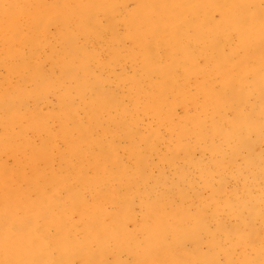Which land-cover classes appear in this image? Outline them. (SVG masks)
Returning <instances> with one entry per match:
<instances>
[{
    "label": "bare ground",
    "instance_id": "bare-ground-1",
    "mask_svg": "<svg viewBox=\"0 0 264 264\" xmlns=\"http://www.w3.org/2000/svg\"><path fill=\"white\" fill-rule=\"evenodd\" d=\"M192 1L195 4L186 7L179 21L185 30L187 20L193 24L194 33L188 39L175 37L176 24L150 29L145 8L144 21L138 27L146 34L134 37L133 48H127L123 40L134 34L128 31L121 38L116 35L115 23L124 0H0V145L11 136L18 145L29 146L24 134L7 133V127L24 122L20 125L24 128L27 107L22 95L11 91L13 85L23 88L32 82L34 86H63L58 99L68 105L66 118L73 122L71 131L81 135L75 147L59 160L58 180L49 183L57 181L65 186L66 197H61L62 191L55 192L35 207L26 189L10 187L19 191L15 198L0 190V244L18 232L19 239L14 236L13 243L28 254L17 258L16 264H233L235 254L241 259L238 264H264V233L257 232L253 223L261 215L255 205L264 204V157L255 154L249 137L261 131L264 117L260 79L264 8H259L258 0ZM229 7L228 19L221 10L220 22L215 26L208 23L216 8ZM149 21L153 23L154 17ZM197 24L212 31L235 29L240 35L237 48L225 56L218 43V38H225L223 32L209 42L216 65L205 74L192 69L194 59L186 50L189 42L198 39ZM250 24L255 34L248 40ZM165 48L170 52L165 54ZM180 68L185 69L182 76ZM54 69L59 71L58 78L53 76ZM105 71L107 75L102 77ZM216 76L223 81L214 91L211 82ZM194 77L198 83L192 89L188 78ZM65 80L77 87L73 105ZM249 80L257 103L246 114L245 86ZM193 107L199 108L201 118L196 114L178 116ZM226 109L232 114L230 121L225 117ZM144 120L152 121L151 129L163 126L167 130L164 156H159L156 132H140ZM224 123L233 128L236 144L228 158L222 154L213 165L214 172L222 174L232 162L230 156L244 150L245 176L237 184L241 189L233 187L227 193L221 183L213 186L207 179L202 182L214 199L207 206L213 211L218 206L223 209L220 215H209L201 203L200 190L186 181L182 170L178 174L175 163L181 152L195 150L202 143L211 142L204 148L221 153L211 139L224 136ZM26 125L30 127L28 122ZM51 141L43 140L32 153L55 149ZM88 146L94 148V154H86ZM164 163L174 174H165ZM184 163L205 171L192 161ZM0 171L8 174L4 167ZM82 190L89 192L91 208L83 202ZM135 202H139L138 216L133 209ZM73 204L81 217L77 222L84 231L81 240L75 238L76 223L66 213ZM48 212L51 218L45 223ZM223 216L236 222L226 223ZM48 223L52 225L46 226ZM128 225L133 232L128 231ZM116 243L120 249L114 254ZM253 249L254 255L245 253Z\"/></svg>",
    "mask_w": 264,
    "mask_h": 264
},
{
    "label": "rangeland",
    "instance_id": "rangeland-1",
    "mask_svg": "<svg viewBox=\"0 0 264 264\" xmlns=\"http://www.w3.org/2000/svg\"><path fill=\"white\" fill-rule=\"evenodd\" d=\"M125 2L120 7L117 14H115L116 18V35H119L123 38L128 31L133 32V37L126 38L123 40L124 45L127 48H133L134 37H137L142 34H146V30L144 28H139L138 24L144 21V16L148 14L147 22L149 24V28L153 27L158 28L163 24H176V30L174 35L176 38L184 37L188 39L194 33V29H192L193 24L187 20L186 30L185 27H180L179 21L181 20L186 7L192 6L195 4L194 1L190 3V0H153L156 4H153L149 0H124ZM259 8L262 10L264 8V0H258ZM155 7V8H154ZM146 8V14L142 15ZM225 11L228 19V15L232 12L231 8H216L213 12H211L208 23L212 26H215L220 22V14L219 11ZM140 16L139 21L137 22V18ZM150 17H154V22L151 23L149 21ZM262 19H264V15H262ZM137 22V23H136ZM254 28V25L250 24L248 26V33L246 37L248 40L253 39L254 31L251 30ZM196 33L195 36L198 38L196 41L192 40L187 44L186 50L192 53V69L200 73H207V71H212L216 65V62L211 59L212 50L209 48V42L213 40L214 37H219V32H223L225 34V38L219 39L218 43L222 47L223 55H227L229 51H232L237 48L239 43L240 35L235 29H219L215 28L208 29L205 25L203 27H198L196 25ZM150 34V33H149ZM166 49V48H165ZM170 52L168 49L165 50V54ZM234 57V55H233ZM232 58V57H231ZM185 69L180 68L178 73L182 76ZM48 69L47 66H44L43 73L47 75ZM262 77H260L261 82L264 86V66L261 70ZM107 72H102L101 76L105 77ZM53 76L55 78L59 77L58 69L53 70ZM182 78V77H179ZM190 87L195 89L197 86L198 80L194 78H188ZM223 79L221 76H216L214 80H212L211 85L214 91H217L222 83ZM68 88L70 93V97L73 99L71 105L75 104V98H78L77 95V87L75 83L71 80H65L64 82ZM34 82L30 83L27 87L20 88L19 84L13 85V92H18L21 94L23 99V105L27 108L24 110L23 117L25 120L24 128H22L23 123L19 122L17 126L7 127V133H22L24 134L28 144L18 145L11 136H8L6 139L2 140L0 145V168L4 167L7 169L8 174H1L0 171V190H3L6 193V196L9 197H17L19 191L10 190V187H17V189L22 190L26 189L29 192V196L35 202V207H39L45 200L50 199L55 192L61 193V197H66L67 193L63 189L65 186H61L57 183V181L53 184H49L52 179L58 180V176H56V171L61 166L59 160L62 157H65L68 153V149L75 147V142L79 141L81 135L76 132H72V120H67L66 112L68 105L63 102L62 99H58V93L64 90L59 85L58 87H54L53 85H49L48 87H44L42 85L34 86ZM34 86V87H33ZM246 93L248 94L247 101L244 104V113L248 114L251 110L253 104L257 103L255 98L254 89L252 86V81L246 83ZM61 101V102H60ZM75 113L78 117H81L80 110L74 107ZM194 115L196 114L200 118L202 114L199 112L198 107H193L192 109L186 110L184 113L178 114V116L185 115ZM225 117L228 121L231 120L232 114L226 109ZM182 117L180 119H182ZM261 131L258 134H250V141L253 145V150L255 154H261L264 157V117L261 118ZM26 122L30 124V127H27ZM151 123L147 121H142V126L140 127L141 133H145L146 129H150L155 131L158 135L157 137L160 139L159 141V156H164L167 153L168 147V132L167 130L161 126L158 129H151L149 126H152ZM223 135L214 136L211 140L212 143L221 150V153L213 154L209 152L206 148V145L210 143H202L195 150L187 149L181 152L180 158L177 159L175 166L178 168V174H186V181H189V184L194 189H199L202 194L201 203L205 207V211L207 214H218L222 213V207L218 206V210L213 211L210 209V206H207L208 202L213 203L207 192V190L202 186V182L204 180L210 181V184L216 186L218 183L222 184L224 191L227 193L231 188L236 187L237 189H241L239 185L243 181L245 176V171L243 170V161L246 158L247 154L244 150H240L236 157L230 156L232 162H229L224 172L220 175H217L214 172L213 165L221 159L222 154H225L226 157L230 155V151L233 146L236 144L235 138L232 137L231 130L233 129L227 123H224ZM72 132V133H71ZM9 133V134H10ZM227 136V137H226ZM51 141L56 145V148L40 153L38 155H34L33 150L39 149V146L43 140ZM11 145V146H10ZM86 154L92 155L94 154V148L91 146L87 147ZM185 161H192V164H199L201 168H204L205 171L201 172L200 169L197 170L193 165L185 164ZM226 161V160H225ZM224 161V162H225ZM154 162H157L156 158H154ZM151 162L149 161V164ZM163 171L166 175H171L173 172L171 168L168 167L166 163L162 165ZM23 174V176H22ZM174 174V173H173ZM189 175V177H188ZM9 179H6L8 178ZM9 183L7 186L6 184ZM101 187H106L104 184H100ZM123 187V186H122ZM203 189H202V188ZM3 188V189H1ZM5 189V190H4ZM81 197L83 202L86 203L88 207H92V199L89 192L82 190ZM139 202H135L134 208L135 214L140 215ZM258 207L261 212L260 216L255 217V221L253 222L255 225V230L257 232L264 233V204L255 205ZM75 204L71 206L66 213H68L70 217V221L72 223H76L75 229V238L77 240H81L84 237V231L82 227L77 225V222L81 219L77 213L74 211ZM76 209V208H75ZM45 216V214H44ZM51 218V214L48 212L47 219L44 221L47 223L48 219ZM224 221L226 223H230L233 225L236 222L235 218L230 216H223ZM139 222V217L135 219ZM46 226L52 225V223L45 224ZM128 231L133 232L132 226L128 225ZM19 239L18 232H15L13 235L8 236L6 243L4 245L0 244V264H16L17 258H26L28 255H24L23 251L20 248L16 247V244L13 243V240L16 241ZM138 241V237H136ZM140 240V238H139ZM109 242V241H108ZM107 242V243H108ZM115 246V245H114ZM117 246V247H116ZM116 246L113 248L114 254L119 252L120 244L116 243ZM256 248V245H254ZM203 250H205L203 248ZM262 251H264V238L262 242ZM238 253V251H236ZM246 254L249 256L254 255L255 249L251 252L246 251ZM123 257V256H122ZM219 261L223 262L222 255L218 256ZM221 258V259H220ZM28 259H30L28 257ZM241 259L239 255L235 254L233 258V264H238Z\"/></svg>",
    "mask_w": 264,
    "mask_h": 264
}]
</instances>
